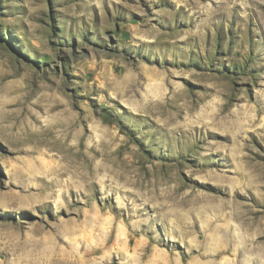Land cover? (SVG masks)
Segmentation results:
<instances>
[{"label":"rangeland","instance_id":"rangeland-1","mask_svg":"<svg viewBox=\"0 0 264 264\" xmlns=\"http://www.w3.org/2000/svg\"><path fill=\"white\" fill-rule=\"evenodd\" d=\"M30 241L264 264V0H0V264Z\"/></svg>","mask_w":264,"mask_h":264},{"label":"bare ground","instance_id":"bare-ground-1","mask_svg":"<svg viewBox=\"0 0 264 264\" xmlns=\"http://www.w3.org/2000/svg\"><path fill=\"white\" fill-rule=\"evenodd\" d=\"M261 2V1H260ZM67 149V148H66ZM70 149V148H69ZM71 150H72V148H71ZM71 150H69V151H71ZM63 151H64V149H63ZM67 153H68V151H67ZM72 153V152H71ZM79 154H80V152H79ZM82 154V153H81ZM66 155V154H65ZM68 155H69V153H68ZM75 156V155H74ZM80 157V156H79ZM69 157H67V159H68ZM84 158V157H83ZM70 160V159H69ZM76 160H77V158H76ZM79 160V159H78ZM71 161V160H70ZM87 161V160H86ZM91 161V160H90ZM82 162H84V161H82ZM66 163V162H65ZM77 164V163H76ZM85 164V163H84ZM96 164H97V162H96ZM59 165H61V164H59ZM87 165V164H86ZM61 166H63V165H61ZM89 166V165H88ZM113 166V165H112ZM48 167V166H47ZM81 167H82V164H81ZM93 167V166H92ZM92 167L90 168V169H92ZM98 167H100V166H98ZM73 168V167H72ZM71 168V169H72ZM75 168V167H74ZM95 168V167H94ZM55 169H57V168H55ZM83 169V168H82ZM85 169V168H84ZM45 170H47V169H45ZM65 171L67 170V169H64ZM74 170V169H73ZM87 170H88V168H87ZM95 170V169H94ZM97 170H99V169H97ZM104 170V169H103ZM109 170V169H108ZM100 171H102V170H100ZM107 171V170H106ZM56 172V171H55ZM71 172V171H70ZM86 172V171H85ZM89 172V171H88ZM97 172V171H96ZM109 172V171H108ZM60 173V172H59ZM72 173V172H71ZM81 173V172H80ZM79 172H78V175L80 174ZM90 173V172H89ZM91 173H93V172H91ZM101 173H103V172H101ZM110 173V172H109ZM104 174V173H103ZM103 174H101V175H103ZM107 174V173H106ZM84 175V174H83ZM86 175V174H85ZM111 175H112V172H111ZM115 175V174H114ZM60 176V175H59ZM91 176V175H90ZM86 177V176H85ZM84 177V178H85ZM108 177V176H107ZM110 177H112V176H110ZM122 177V176H121ZM67 178V177H66ZM97 178L98 177H96V181H97ZM109 178V177H108ZM77 180H75V177L74 176H72V174L68 177V179H67V182H68V184L69 185H73V186H75V185H80V184H78L79 182H81L80 180H82V176L81 175H79V177L78 178H76ZM95 178H93V180H94ZM98 179H100V178H98ZM101 179H103V177L101 178ZM116 179V178H115ZM123 179H125V178H123ZM88 180V179H87ZM109 180V179H108ZM118 180V179H117ZM120 180V179H119ZM91 181V180H90ZM110 181V180H109ZM55 182V180L53 181V183ZM66 182V183H67ZM102 182V181H101ZM126 182V181H125ZM106 183V182H105ZM108 183V182H107ZM110 183V182H109ZM114 183V182H113ZM116 183V182H115ZM57 184H58V182H57ZM61 184H63V183H61ZM67 184V185H68ZM92 184V183H91ZM98 184V183H97ZM55 185V184H54ZM65 185V184H64ZM64 185H62V186H64ZM56 186H58V185H56ZM73 186H71L72 188H73ZM86 186V185H85ZM58 187H60V185L58 186ZM68 188V187H67ZM75 188H77V186L75 187ZM79 188V187H78ZM77 188V189H78ZM68 190V189H67ZM71 190V189H70ZM79 190V189H78ZM64 191V190H63ZM81 191V190H80ZM84 192V191H83ZM82 193V192H81ZM79 195H81V194H79ZM86 195H87V193H86ZM82 196V195H81ZM88 197H90V196H88ZM4 206V205H3ZM9 206V205H8ZM7 208H9V207H4L3 209H5L6 211H8V210H10V209H7ZM92 208V207H91ZM90 208V209H91ZM93 208H94V206H93ZM4 210V211H5ZM92 210V209H91ZM106 212V211H105ZM85 214V213H84ZM102 216V215H101ZM90 217V219H91V221H97V220H99V219H97V217H96V215H95V213H93V215H91V216H89ZM85 219H87V218H85ZM89 219V218H88ZM106 220V219H105ZM104 220V221H105ZM109 220H111V219H109ZM90 221V222H91ZM89 222V223H90ZM100 222V221H99ZM88 223V222H87ZM67 226V225H66ZM100 226V225H99ZM7 228V227H6ZM67 228V227H66ZM88 231V230H87ZM69 232V231H68ZM123 236V235H122ZM84 239V238H83ZM21 244V243H20ZM24 244V243H23ZM21 245H16V247H18L17 249H16V252H17V250H19V254H17L18 255V257H17V259H19V260H22V261H24L26 264H82V261H80V260H75V261H71L70 263H68V261H66V260H58V259H55L54 257H55V255H54V253H53V249H51L50 247H48V246H46V247H44L43 248V250H41L40 248H38L37 250L36 249H30L31 247H33V242H29V245L26 247H20ZM24 246V245H23ZM35 246H39V244L38 243H36V245ZM16 258V257H15ZM60 258V257H59ZM63 258V257H62ZM17 259H15V260H17ZM78 259V258H77Z\"/></svg>","mask_w":264,"mask_h":264}]
</instances>
